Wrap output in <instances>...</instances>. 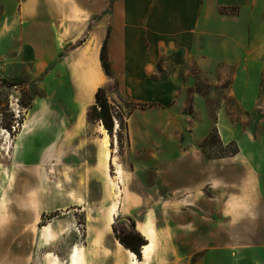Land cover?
I'll return each mask as SVG.
<instances>
[{"label": "rangeland", "instance_id": "374dc122", "mask_svg": "<svg viewBox=\"0 0 264 264\" xmlns=\"http://www.w3.org/2000/svg\"><path fill=\"white\" fill-rule=\"evenodd\" d=\"M32 3L0 0V264H71L73 250L83 264H130L116 235L137 231L131 221L156 230L149 264H264V0L217 21L178 66L102 78L90 62L124 119L110 132L88 117L96 90L77 63H39L55 49L34 29L21 46L18 18ZM159 87L169 93L158 98ZM185 152L186 187L200 188L174 191L168 176Z\"/></svg>", "mask_w": 264, "mask_h": 264}, {"label": "crops", "instance_id": "0c3cea01", "mask_svg": "<svg viewBox=\"0 0 264 264\" xmlns=\"http://www.w3.org/2000/svg\"><path fill=\"white\" fill-rule=\"evenodd\" d=\"M32 5L33 9L25 10L18 18L21 46L28 42L27 36L32 29L38 31L41 46L45 42L55 49L39 63H77L80 68L77 72H83L82 79L90 88L92 86L93 94L99 87L97 82L107 77L99 61L100 47L106 36L112 73L128 72L138 78L137 75L147 74L159 61L175 66L186 62L187 49L205 47L204 37L216 29L217 21L236 20L240 15L248 17V13L253 12L254 0H36L35 6ZM233 5H240V11L222 14L219 10H229ZM226 30L228 34L232 31L230 27ZM75 31L80 34L75 35ZM82 33L88 35L79 42ZM91 43L93 48L88 57L74 58L73 53ZM66 48L70 49L69 53L65 52ZM90 62L95 63L101 79L95 81L88 77ZM167 93V89L159 87L156 96L161 98ZM172 173L168 181L172 179L173 190L186 187V152L174 161ZM199 188L186 187V190ZM188 195L189 207L201 206L200 202L188 200ZM24 235L25 232L16 230L8 232V237L14 240Z\"/></svg>", "mask_w": 264, "mask_h": 264}, {"label": "trees", "instance_id": "16d2710c", "mask_svg": "<svg viewBox=\"0 0 264 264\" xmlns=\"http://www.w3.org/2000/svg\"><path fill=\"white\" fill-rule=\"evenodd\" d=\"M99 61L103 73L110 78H113V73L110 66V61L108 58L107 50V36L104 38L100 51H99ZM152 102L136 103V105L144 107L152 105ZM88 117L97 120L102 123L107 131H112L115 125L114 119L117 120V128H120L124 124V119L122 117H115L112 109V105L108 101L106 91L103 87H98L94 94V103L90 105L88 111ZM132 226H135L134 222H130ZM116 239L125 248L131 250L136 254L137 257L141 256L140 247L147 241L143 238L141 233L138 231H132L129 233H123L121 235H116Z\"/></svg>", "mask_w": 264, "mask_h": 264}, {"label": "bare ground", "instance_id": "6f19581e", "mask_svg": "<svg viewBox=\"0 0 264 264\" xmlns=\"http://www.w3.org/2000/svg\"><path fill=\"white\" fill-rule=\"evenodd\" d=\"M25 126L26 124L23 127ZM101 133L103 134V137H102L103 143L106 146L108 144V141H107L106 131L103 127H101ZM116 178L118 179V182L122 178V173H121L120 168H116ZM120 191L124 192V190H120ZM115 196L116 197L119 196L118 191L115 192ZM121 204H122V201L119 203L118 201H116L109 207V212L112 216L109 220L110 223H112L113 221L112 218L118 214V207L121 206ZM136 226L138 229L137 231H139L142 235L145 236V239L147 240V242L140 247L143 261L139 260L134 252H132L131 250H127L129 262L130 264H149L151 256L153 254L154 245H155L154 240H155L156 230L153 226H145L144 224H141L139 222L137 223ZM71 259H72L71 264H83V261L81 260L79 252L77 250L72 251Z\"/></svg>", "mask_w": 264, "mask_h": 264}, {"label": "water", "instance_id": "95a60500", "mask_svg": "<svg viewBox=\"0 0 264 264\" xmlns=\"http://www.w3.org/2000/svg\"><path fill=\"white\" fill-rule=\"evenodd\" d=\"M146 240V239H145ZM142 245H144V244H142ZM140 252H141V249H140Z\"/></svg>", "mask_w": 264, "mask_h": 264}, {"label": "built area", "instance_id": "2783aa9c", "mask_svg": "<svg viewBox=\"0 0 264 264\" xmlns=\"http://www.w3.org/2000/svg\"><path fill=\"white\" fill-rule=\"evenodd\" d=\"M13 127V126H12Z\"/></svg>", "mask_w": 264, "mask_h": 264}]
</instances>
